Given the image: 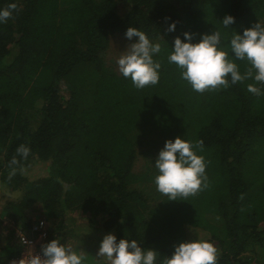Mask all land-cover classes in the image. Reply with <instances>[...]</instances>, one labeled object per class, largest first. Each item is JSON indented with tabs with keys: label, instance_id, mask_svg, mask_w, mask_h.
Here are the masks:
<instances>
[{
	"label": "trees",
	"instance_id": "obj_1",
	"mask_svg": "<svg viewBox=\"0 0 264 264\" xmlns=\"http://www.w3.org/2000/svg\"><path fill=\"white\" fill-rule=\"evenodd\" d=\"M12 3L0 24V264L19 255L16 231L37 218L49 221V242L84 251V264L100 259L94 232L162 258L208 240L217 264H264V84L255 85L260 95L247 91L251 79L196 92L167 59L185 32L198 43L215 31L231 57L233 33L264 24V0H0V8ZM129 27L161 45L154 86L135 88L110 58ZM235 62L242 73L250 67ZM176 137L202 142L207 186L169 201L156 190L154 163ZM38 161L44 176H25Z\"/></svg>",
	"mask_w": 264,
	"mask_h": 264
},
{
	"label": "clouds",
	"instance_id": "obj_2",
	"mask_svg": "<svg viewBox=\"0 0 264 264\" xmlns=\"http://www.w3.org/2000/svg\"><path fill=\"white\" fill-rule=\"evenodd\" d=\"M17 9L15 3L0 8V24L11 18ZM225 27L231 26L234 17L227 15L221 21ZM176 24H169L168 31L174 32ZM138 38L121 52L116 60L118 72L130 79L133 86L143 89L159 82L161 64L154 59L161 52V45L152 42L144 32L136 27H129L125 38L129 41ZM193 34L185 32L183 39L175 38L168 62L175 64L180 70L181 79L186 81L196 92L226 88L251 79L247 91L260 95L256 84H264V24L259 21L242 34L233 33L227 48L222 43L221 33L215 31L200 37L193 43ZM235 61H246L250 66L243 73ZM202 142L193 143L185 138L176 137L165 142L155 160L157 175L154 177L156 190L168 197L169 201H177L178 197H188L202 187H206V163L197 154ZM17 156L26 159L30 149L21 144L16 149ZM11 165L18 164L16 157ZM12 169L11 174H15ZM217 248L213 242L202 239L181 242L174 246L170 257H161L151 248H144L137 240L117 239L113 234H106L101 240L97 252L100 258L97 264H217ZM158 256L161 259L158 260ZM87 255L71 245L53 239L42 245L41 254L29 251L15 264H84Z\"/></svg>",
	"mask_w": 264,
	"mask_h": 264
},
{
	"label": "built area",
	"instance_id": "obj_3",
	"mask_svg": "<svg viewBox=\"0 0 264 264\" xmlns=\"http://www.w3.org/2000/svg\"><path fill=\"white\" fill-rule=\"evenodd\" d=\"M5 227H12L9 221L3 222ZM50 223L44 218H37L28 231H16V239L20 248L19 255L12 258L7 264H15L16 261L23 258L29 251L34 254H41L42 245L50 240ZM251 264H259L253 261Z\"/></svg>",
	"mask_w": 264,
	"mask_h": 264
},
{
	"label": "rangeland",
	"instance_id": "obj_4",
	"mask_svg": "<svg viewBox=\"0 0 264 264\" xmlns=\"http://www.w3.org/2000/svg\"><path fill=\"white\" fill-rule=\"evenodd\" d=\"M131 43L132 42L129 41V40H127L125 42L122 39L115 38L113 40V42H112L111 53H110L111 54V57L110 58H112L113 60H117L118 57L121 55V52L124 51L127 48V46L130 45ZM141 164H142V162L139 163V165H141ZM44 173H45V166L40 161H38L33 166H31L30 169H26L25 170V176L41 175V177H42V176H44ZM145 192L148 193V195L147 194L146 195L149 196V197H151V200H155V198H156L155 191L152 192L150 190H146ZM2 197H3V195H2ZM70 220H71V223L77 221L76 216L74 215ZM89 235H90L89 238L91 240H94V242H96L97 240H102L101 238L104 237V235L102 236L100 233H97V232L91 233ZM246 256L249 257V258L253 257V255H250V254H248Z\"/></svg>",
	"mask_w": 264,
	"mask_h": 264
}]
</instances>
